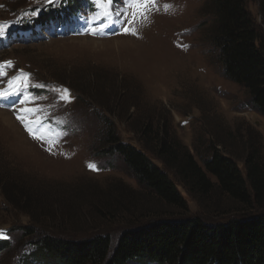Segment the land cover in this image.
<instances>
[{"label":"rangeland","instance_id":"1","mask_svg":"<svg viewBox=\"0 0 264 264\" xmlns=\"http://www.w3.org/2000/svg\"><path fill=\"white\" fill-rule=\"evenodd\" d=\"M79 1L89 10L81 19ZM114 1L112 9L119 14L93 22V0H70L65 12L80 19L78 23L56 30L57 23L54 33L42 28L37 39L0 48V89L16 92L0 100V230L7 237L0 242L11 244L0 251V264H41L33 253L36 242L47 234L81 240L106 231L116 244L132 220L138 228L164 217L179 219L177 210L139 186L122 156L109 153L105 136L110 122L118 138L134 146L141 142L138 130L145 119L157 120L160 127L165 122L201 165L204 160L198 153L208 159L215 142H224L240 158L247 141L255 143L254 136L249 139L254 134L246 133L249 127L264 143V117L252 108L246 89L225 77L219 61L213 0H159L161 10L150 14L151 22L136 20L138 35L124 32L136 9L128 8L125 0ZM165 3L173 5L167 13ZM46 5L45 0H0L6 34L26 26L25 20L38 19ZM262 7L263 0H247V11L264 32ZM33 11L38 14L33 16ZM102 23H108L103 34L93 35L91 30ZM21 70L30 75L21 76L10 89L9 81ZM54 89H68L70 102L61 100ZM30 108L43 111H21ZM17 115L32 120L29 126L38 131H44L35 123L41 120L52 132L67 135L49 151L48 144L32 139ZM240 160L238 166L244 168ZM116 186L133 190V198L121 195ZM12 189L27 195L19 208L7 198ZM178 189L188 203L185 217L226 219L240 208L216 194L204 209ZM27 210L41 224L23 213ZM114 218L121 223H111ZM24 227L37 230L34 238Z\"/></svg>","mask_w":264,"mask_h":264},{"label":"trees","instance_id":"2","mask_svg":"<svg viewBox=\"0 0 264 264\" xmlns=\"http://www.w3.org/2000/svg\"><path fill=\"white\" fill-rule=\"evenodd\" d=\"M69 2L44 8V15L34 19L36 22L29 25V30L35 34L38 25H48L56 17L67 18L64 6ZM246 3L247 0H213L216 16L213 41L219 49L225 77L246 89L252 108L264 117V32L247 11ZM81 4L79 1L78 5ZM261 13L264 20V0ZM262 23L264 25V21ZM143 122L138 130L141 142L136 146L122 142L110 122L105 147L110 154L122 156L139 186L167 207L177 210L179 219L164 217L138 228L135 226L138 222L132 220L126 223L129 227L116 244H113L112 234L106 231L81 240L47 234L36 242L33 257L41 264H264V143L261 134L253 127L247 130V135L254 134L249 139L254 136L255 143L250 145L247 141V150L240 155L244 168L238 166L242 160L235 157L224 142H215L208 159L198 153L204 160L201 165L172 135L167 123L163 122L160 127L153 118ZM229 137L232 138L231 133ZM154 161L162 163V168ZM179 187L204 209H208L216 194L227 197L240 208L226 219L206 221L185 217L188 203ZM115 189L133 198L134 191L130 188L124 191L116 186ZM11 191L13 194L7 193V198L19 208L18 203L26 202L27 195L15 189ZM108 211L107 219L112 213L111 209ZM212 211L218 213L216 209ZM23 213L38 222L37 225L41 224L28 210ZM120 221L114 218L111 223ZM23 231L28 237L37 233L36 229L27 227ZM10 245V240L0 242V251Z\"/></svg>","mask_w":264,"mask_h":264},{"label":"snow or ice","instance_id":"3","mask_svg":"<svg viewBox=\"0 0 264 264\" xmlns=\"http://www.w3.org/2000/svg\"><path fill=\"white\" fill-rule=\"evenodd\" d=\"M56 0H45V3H55ZM114 0H93V4L98 9L96 13H94L92 20L93 22L97 20L103 19L104 21L111 20V17L116 14H119V10H116L115 12L112 9ZM126 6L128 8H135V13L132 14L133 18L126 21V23L129 25L124 29L125 34H131V35H138L137 29L135 27L136 20H140L141 22L149 23L150 21V14L153 11H160V5L159 0H125ZM173 9V5L171 4H163V11L165 13L169 12ZM38 14V11H33L32 15L35 16ZM108 26V23H102L99 25L98 29H92V34L95 35L97 32L100 34H103V29ZM8 27V24L6 22L0 23V38L4 37L6 35V29ZM187 47V46H185ZM8 66H12L11 61L5 62ZM4 65H0V68H2ZM30 74L24 73L21 70L20 76L14 77L12 81H9V88L11 89L14 87V81L19 80L21 76L28 77ZM42 87V86H41ZM54 91H57L60 95V99L64 100L65 103L70 102V95L68 94V89H54ZM16 95L15 91L8 90L5 91L3 89H0V100H7L10 96ZM21 103H25L24 100L21 101ZM3 106V105H0ZM21 111H27L30 114H35L40 111H43V109L40 108H30V109H22ZM17 119L24 125L25 130L28 131L29 135L32 137V139L37 141H42L49 145L48 150L51 151L52 147H54L58 142L59 138L62 135H67L66 132H52L50 127H45L43 125V122L41 120H36L35 123L40 125L41 129H44V131H38L34 127H30L29 125L33 123L32 120H26L24 116L17 115ZM89 168L96 170V165L93 163H90ZM0 238H7L6 235L2 230H0Z\"/></svg>","mask_w":264,"mask_h":264},{"label":"bare ground","instance_id":"4","mask_svg":"<svg viewBox=\"0 0 264 264\" xmlns=\"http://www.w3.org/2000/svg\"><path fill=\"white\" fill-rule=\"evenodd\" d=\"M142 37V36H141ZM0 115H3V113H1V111H0Z\"/></svg>","mask_w":264,"mask_h":264}]
</instances>
